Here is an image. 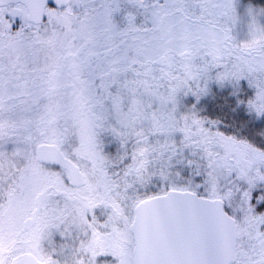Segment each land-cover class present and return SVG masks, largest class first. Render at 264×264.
Here are the masks:
<instances>
[{
  "label": "snow or ice",
  "instance_id": "6c2138e0",
  "mask_svg": "<svg viewBox=\"0 0 264 264\" xmlns=\"http://www.w3.org/2000/svg\"><path fill=\"white\" fill-rule=\"evenodd\" d=\"M0 264H264V4L0 0Z\"/></svg>",
  "mask_w": 264,
  "mask_h": 264
},
{
  "label": "trees",
  "instance_id": "16d2710c",
  "mask_svg": "<svg viewBox=\"0 0 264 264\" xmlns=\"http://www.w3.org/2000/svg\"><path fill=\"white\" fill-rule=\"evenodd\" d=\"M254 4H264V0H252Z\"/></svg>",
  "mask_w": 264,
  "mask_h": 264
}]
</instances>
